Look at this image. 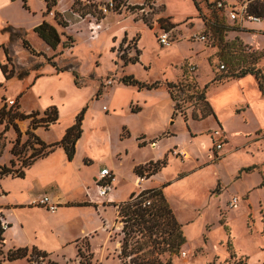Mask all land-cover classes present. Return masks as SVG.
<instances>
[{"label": "rangeland", "instance_id": "374dc122", "mask_svg": "<svg viewBox=\"0 0 264 264\" xmlns=\"http://www.w3.org/2000/svg\"><path fill=\"white\" fill-rule=\"evenodd\" d=\"M51 1L25 0L24 5L23 0H14L5 8L4 19L27 31L24 38L29 47H25L18 37L4 46L8 51L5 59L7 72L11 69L14 72L9 78L13 81L9 80L3 86L5 92L0 97V103L2 107L7 105V100L14 99L19 106L18 97L15 96L23 85V80L17 79L19 72L27 70L35 76L46 72L43 68L46 64L54 63L58 68L72 64L79 74V87L74 85L70 73L59 77L47 74L35 89L22 93L21 107L24 110H40L52 104L57 106L60 119L54 122L55 127L51 129L54 123L47 128L39 126L51 129L42 135L47 142H53L60 139L64 129L74 123L76 114L86 106L83 131L71 161L67 160L62 149L57 148L53 152V172L43 178L41 184L38 185L33 176L26 180L12 177L11 174L0 178L4 250L30 242L31 230L20 227L27 218L31 229L42 226L46 221L59 242H68L63 248L48 251L49 256L61 264L78 263L77 246L91 252L92 261L96 264H119L117 254L122 223L117 218V204L128 199L131 192L138 193L146 186L162 187L167 183L163 193L185 236L180 251L172 254L173 264H209L213 260L217 264L223 263L229 258L230 249L237 257L245 259L247 264H264V179L260 182L263 190H258L261 200L251 208L246 194L238 193L255 182L257 174L240 177L236 179L237 185H234L229 175L232 169L230 164L208 162L199 169L194 167L191 160L193 156L189 150L198 154L199 160H204L206 155L190 145L183 123L188 124L192 134L189 124L193 125L194 130H204L210 135L212 145L209 153L213 155L209 160L213 161L221 158L215 146L223 139V135L220 138L216 135V131L221 132L218 124L208 129L213 125L212 119L191 118L194 101L180 93L178 100L182 107L177 114L171 115L169 122L177 121L171 128H166L168 133L146 139L141 135L136 137L139 131L146 129V119L152 120L157 130L165 129L170 109L171 112L173 110L166 81L188 82L195 80L197 73L199 86H204L215 75L239 73L242 68L253 64L264 72V55L255 60L260 53H264V33L260 30L263 24L246 22L248 30L236 28L220 14L204 11L196 0H112L113 7L107 12L102 7L110 0H56V4L47 10ZM41 16L60 33L61 42L54 49L32 30ZM63 21L67 23L66 26L61 24ZM95 23L100 24L101 28L93 31ZM164 32L169 36V45H162L157 40ZM204 32L208 38L206 41L199 40L197 35ZM141 53L139 63L123 68L121 55H138L139 60ZM220 64L224 67L220 68ZM128 71L139 80H160L161 86L154 90L135 89L132 94L120 91L111 101V88L123 84L119 79ZM229 79L231 77H223L220 81ZM99 88L100 95L96 99L95 93ZM130 96L141 101L150 98V104L154 106L145 109L142 115H136L129 111L140 108V105L133 100L126 105ZM111 105L123 107L122 113L114 115ZM103 106H106V110ZM21 107L19 111L24 112ZM183 113L187 115L186 121ZM238 117L229 118L232 128L238 126ZM15 122L21 132L17 145L21 152L17 155L11 153L17 137L12 126L0 135V145L4 142L0 167L6 165L12 170L20 167L21 160L29 156L32 148L39 147L35 138L26 133L31 118L15 119ZM248 124L250 129L256 126L254 121ZM4 126L5 123L0 125V132ZM261 132L264 133V127ZM159 137L165 138L152 149L150 144H155ZM169 147L166 154L168 164L153 176H148L147 170L154 165L148 160L158 159ZM184 152L188 154L187 159L183 156ZM11 159H14L13 165ZM103 163L116 167V170H112L117 182L112 183L107 195L99 196L94 178L98 176ZM140 163L143 164L138 165L141 168L137 173L134 167ZM141 171L143 175H139ZM244 171L263 175L259 165L245 167L240 174ZM146 179L149 180L144 182ZM29 189L36 195L28 204L31 206H41L35 202L40 192L46 191L51 196L67 194L64 202L60 201L57 213L40 209L24 215L22 209L11 207L27 199ZM110 193L114 194L116 200L101 204V200L107 199ZM232 196L242 198L237 209L227 206V200ZM62 205L69 207L63 209ZM7 221L12 225L6 229ZM1 264H26V260H4Z\"/></svg>", "mask_w": 264, "mask_h": 264}, {"label": "trees", "instance_id": "16d2710c", "mask_svg": "<svg viewBox=\"0 0 264 264\" xmlns=\"http://www.w3.org/2000/svg\"><path fill=\"white\" fill-rule=\"evenodd\" d=\"M25 5V0H23ZM56 4V0H52L50 4L47 5V10L51 9V6ZM216 12V11H211ZM221 16L225 17L224 14L216 12ZM85 14V13H84ZM83 15V13H82ZM101 16L100 18H102ZM227 19V18H226ZM229 20V19H228ZM230 21V20H229ZM216 23V22H214ZM232 24V22L230 21ZM63 26H66L65 21L61 22ZM235 26L234 24H232ZM238 28L237 26H235ZM9 35V41L13 42L16 37L23 40V45L29 47L28 41L24 38V34L27 33L21 27H14L11 25L5 26L3 28ZM14 30V31H13ZM35 34L49 47L55 48L60 42V33L57 31L56 27L50 24L46 20H42L40 23L35 25L32 29ZM17 31V33H16ZM68 46L69 44H64ZM5 49L6 57H8L7 48ZM264 53H260L258 57L263 56ZM138 55L134 57H125L121 55L123 59V65L128 63H136L138 60ZM56 71H64L71 69L74 75V83L79 86V74L72 64L65 65L61 68L56 67V64H52ZM1 69L5 74V78L9 79L13 75V70L11 69L7 72L6 65H1ZM252 74L257 80L258 87L264 96V72L261 67L253 64L252 66L242 68L239 73H226L222 75L213 76L211 81H220L223 77L237 78L245 74ZM28 71L23 70L17 74L18 79H23L27 76ZM119 81L127 86H135L138 89H156L161 86L160 80H155L152 82H147L139 80L133 74L124 73ZM167 91L170 94V98L173 101V112L172 115L177 114L182 104L179 103L178 97L180 93H184V98L192 99L194 101V109L191 112V118L195 120H200L206 118L207 116L214 115L213 108L205 95V88L207 85L199 86L196 80H189L188 82L183 81H172L168 80L165 82ZM100 88L96 92V96L100 94ZM178 91V92H177ZM183 99V98H182ZM86 106L76 114L74 123L66 127L64 133L60 140L45 143L42 141L33 130L39 126H44L47 128L50 124L54 123L58 119V109L55 105H50L46 107L41 113L38 110L31 112L19 111V106L7 107L4 104L0 107V125L5 123L3 131H7L10 126L14 128L17 133L16 141L11 148V153L17 155L21 152L17 145L20 141L21 132L15 122V119H27L31 118V122L26 133L31 137H34L39 147L32 148V152L28 157L21 160V165L16 170H12L6 165L0 167V178L11 174L12 177H23L24 169L29 167L36 159L45 157L52 153L57 147H61L66 154L68 160L73 158L75 153V145L77 140L82 134V121L86 111ZM133 111H135L133 109ZM184 119L187 120V115L183 113ZM142 145V144H140ZM4 147V142L0 145V155L2 148ZM11 164H14V159L10 160ZM153 167L148 171L147 175L155 174L161 167L165 166L167 163L166 157L161 160H157ZM141 167L135 166L134 171L138 173V169ZM143 175V171L139 173ZM167 183L163 184L162 187H150L144 188L140 192H132L128 199L117 204V218L122 223L121 231L122 234L120 240V249L117 254L119 259V264H173L172 254L178 253L181 246L185 242V236L183 234L182 225L175 216L172 208L170 207L164 193L163 187ZM10 226V224H7ZM4 231L5 227L0 220V264L4 261H12L16 259L24 258L26 264H61L60 262L52 259L49 256V252L38 248L35 245L32 246H12L6 251L4 250ZM230 248V246H229ZM76 256L78 257L77 264H96L92 261V253L88 252L87 249H82L77 246ZM209 264H217L215 260ZM218 264H246V260L237 257L235 252L230 249L229 258L223 263Z\"/></svg>", "mask_w": 264, "mask_h": 264}, {"label": "crops", "instance_id": "0c3cea01", "mask_svg": "<svg viewBox=\"0 0 264 264\" xmlns=\"http://www.w3.org/2000/svg\"><path fill=\"white\" fill-rule=\"evenodd\" d=\"M11 1H14V0H0V97L3 95V92H5V89L3 86L7 83V81L12 80V79H6L5 74L3 73L2 69H1V65L5 64V59H6L4 46H6L7 42L9 41V35L6 31L3 30V28L6 25L7 26L11 25L14 27L23 28L20 25L10 24L9 21H6L4 19V10L11 3ZM42 20H44L43 16H41L38 19V21L33 25V27L35 25H37L38 23H40ZM103 23L104 22L102 21L101 24H103ZM33 27H32V29H33ZM141 57H142V53L139 57V61H137L136 63L140 62ZM133 64H135V63H128V64L124 65L123 68L125 69L128 66L133 65ZM43 68H44V70H46V72L38 73L35 76L28 72L27 76H25L23 79H19V80H23L22 88L15 95L18 97L19 107H21L22 93L28 89L29 90L35 89L40 84V82L44 78L47 77L46 76L47 74H49V76L59 77V76H63L65 74L70 73L72 76V79H73V83H74V75H73L71 69L64 70V71H56V69L52 65H49V64H46L45 67H43ZM125 73L132 74L129 71L125 72ZM198 77L199 76L196 73L195 74V80L197 83H198V80H197ZM211 82H213V81H210L209 83H206L204 85H207L205 88V95H206L207 100L209 101V103L211 104V106L213 108L214 115L207 116L206 118L213 120V125L211 127H209L208 129H211V128L213 129L215 127V124L216 125L218 124L221 128L220 129L221 132L216 134V135H218L217 136L218 138L222 137V135H223V139L221 140L222 141L221 147L217 148L218 149L217 151L221 155V158L218 161L209 160L210 157H212V155H213L212 152H211V154L209 153L210 152L209 147L212 145V143H211L212 139H211L210 135L208 136L206 133H204L203 132L204 130H194L193 125L189 124L191 127V131L193 132V134H192L190 132V128H189L188 124L187 123L184 124L181 121L184 125L186 132L188 133L190 145L196 146L197 149L199 150V152L206 155V158L204 160H199L200 157L197 156L198 154L194 153L192 150H189L193 156V158L191 160L194 161V167L199 168V169L208 162H221L223 164H230L232 169H231V172L229 175L231 178V183H233L234 185H237L236 179H238L240 177L245 178L246 176L257 174V180L255 182L251 183L250 185L245 186V188L242 191H240V193H238V194H246V196H247L246 201H248L250 203L251 208H254V205L258 204V202L261 200V198L258 194L259 193L258 190L259 189L263 190L262 186H260V182H261V179L262 180L264 179V133L261 132V128L264 127V96L262 95V93L258 87V83H257L256 78L254 77V75H252L250 73L245 74L241 77L231 78V79L226 80V81H214L215 83H212V84H211ZM74 85L76 87H79L75 83H74ZM135 89H137L138 91L139 90H145V89L135 88V86H127V85L125 86L123 84L116 85V86L112 87L111 91H110L112 93L111 101L114 98V95L116 93H118L120 91H127L130 94H132L135 91ZM146 90H148V89H146ZM152 90H154V89H152ZM167 94L170 98V94L168 91H167ZM98 96L95 95L96 99L99 98ZM132 100L137 102L140 105V108L134 109L135 111H133V109H131V111H129V112L135 113L136 115H142L144 113L145 109L147 110V109L151 108L152 106H154L153 104H150L152 101L150 98H147V99L143 98V100L141 101V100L137 99L136 97L133 99L131 96L127 100L126 105H128ZM170 100H171V98H170ZM172 103H173V101L171 100V107L173 108ZM0 107H1V103H0ZM105 107L106 106H103V109L106 110ZM21 109H23V108L21 107ZM44 109L42 108L40 110L43 111ZM111 109L113 110L112 113L115 115L118 113H122L123 107H121V106L114 107L113 105H111ZM34 110L40 111L39 109H32V110H24L23 109V111L25 113L31 112ZM126 110H127V106H126ZM172 112H173V110H172ZM172 112L170 109V114L167 117L164 130H157V128H155V124L153 122H151L152 120L148 121V119H146L147 120L145 122L146 129L139 131L136 134V137L141 135V136H144V139H146L149 136L153 137V136L162 135L164 133H168L166 131V128H171L172 124L175 121H177V120H175L172 123L169 122V119L172 115ZM231 117H236V118L238 117L239 118V124L236 128L231 127V121L229 120V118H231ZM59 119H60V115H59V110H58V119L56 122H58ZM184 121H186V120L184 119ZM249 121L250 122L254 121L256 126L253 127L252 129H250L248 127ZM55 125H56V123L52 124L51 129L54 128ZM25 129H27V124L25 126ZM51 129L46 130V129L37 127L36 129L33 130V132L45 143H51V142H47L42 135L43 132L49 131ZM63 133H64V131H63ZM129 135H130V133L127 134L126 136H129ZM163 138H165V137L157 138L155 144H150V147L152 149H155L158 146L159 141ZM58 140H60V139H58ZM58 140H56V141H58ZM53 142H55V141H53ZM140 144L145 146V144H143V143H140ZM174 146L175 145H173L171 147H174ZM171 147L164 150L162 152V155L158 159H155V160L150 159V160H148V162H152V161L156 162L157 160H161L162 158L166 157L167 151ZM57 148L62 149L61 147H57ZM76 149H77V142L75 145V152H76ZM53 152L48 154L45 157H41V158L36 159L29 167L24 169V175H23V177H20V178L23 180H26L28 177L33 176V177H35V181L37 182V184L38 185L41 184L43 178H46L47 176H49L53 172L52 171L53 166L51 163V157H52ZM74 155H75V153H74ZM74 155H73V157H74ZM183 156L185 159L188 158V154L186 152L183 153ZM85 158H84V162H85V164H87L88 162L85 161ZM166 159H167V157H166ZM71 160H68V161H71ZM109 164H111V163H109ZM141 164H143V163L136 164V166L141 165ZM167 164L168 163H166V165ZM258 165L261 167V172L263 174L262 176L260 175L259 172H255V171H252V172L244 171L243 173L240 174V172L243 171V168L249 167V166H258ZM165 166H163V167H165ZM103 167L109 168L110 170H112V168H114L116 170V167L113 164L108 165L107 163L106 164L103 163L102 166L100 167V169ZM163 167H161L157 172L161 171V169ZM98 173H99V171H98ZM153 175H151V176H153ZM95 179L96 178H94V180ZM149 179H146L144 182L148 181ZM53 182H55V180H53ZM116 182H117V177H115V181L113 182V184H116ZM164 182H166V181H164ZM218 183H221V182H218ZM217 186H218V184H217ZM143 187H145V185ZM150 187H158V186L150 185V186H146L145 188H150ZM227 187H228V185L224 188L226 189ZM28 191H29L28 198L25 199L24 201H21L20 203H18L19 205H16V206L11 207V208L22 209V213L24 215H26V214L29 215V213L36 212L37 210H40V209H43L45 211L46 209L43 208L42 206L28 205L30 203L32 197L36 196V195H34L32 189H29ZM43 193L48 194L50 200L52 202H56L58 204L57 210L55 212H50L53 214L57 213L59 207L61 206L60 201L64 202L67 193L64 196H59V195L51 196L48 192L43 191L42 193L40 192L37 195L40 196ZM254 194H256L257 201H255L256 197H254ZM218 195L219 194H217V196ZM113 200H116V197H114L113 193H110L109 196L107 197V199L101 200V204H103L104 201H106V202L111 201L112 202ZM229 200H230V198H229ZM229 200H227V206H228ZM239 200L241 201L242 198L239 197L238 202H240ZM238 202H237V206L235 208H231V209H237L238 205H239ZM62 206H64L63 209H66L67 207H69V205H62ZM240 206H242V204ZM243 209H244V207H243ZM59 213H60V211H59ZM5 216H6V214H5ZM7 224H10V226L12 225L8 221H7ZM20 225H21L20 226L21 229L31 230L32 238H31L30 242H28L27 244L19 245V246L35 245L37 247H40V249H43L46 251H54V250H57L59 248H63L68 244V242H59L58 241L57 237L54 235L53 229H51V226H49V223H46V221L44 222V224L42 226L33 227L31 229V226L29 224V220H27V218H26L25 224L21 223ZM10 226H6V229L9 228Z\"/></svg>", "mask_w": 264, "mask_h": 264}, {"label": "built area", "instance_id": "2783aa9c", "mask_svg": "<svg viewBox=\"0 0 264 264\" xmlns=\"http://www.w3.org/2000/svg\"><path fill=\"white\" fill-rule=\"evenodd\" d=\"M203 10L206 12L216 11L224 14L227 19H229L232 24L237 26L240 29L248 30L245 27L246 22H258L262 23L261 31L264 33V0H196ZM113 7L112 0L109 3L102 7L104 12H107L108 9ZM197 38L202 41H206L207 33L197 35ZM162 45H169V36L166 32L160 34L157 38ZM220 68H223L224 65L220 64ZM191 70L194 69L193 66L190 67ZM7 106H16L14 99L7 100ZM219 131H216L218 134ZM222 141L216 143V148H220ZM114 172L109 168L103 167L99 170L98 176L95 179L96 184L98 185L97 193L99 196H105L108 194L111 185L114 181ZM36 203L43 206L49 212H55L58 208L56 202H52L48 194H41L36 200ZM238 197L232 196L228 201V206L230 208H235L237 206Z\"/></svg>", "mask_w": 264, "mask_h": 264}, {"label": "bare ground", "instance_id": "6f19581e", "mask_svg": "<svg viewBox=\"0 0 264 264\" xmlns=\"http://www.w3.org/2000/svg\"><path fill=\"white\" fill-rule=\"evenodd\" d=\"M92 28H93V31H94V30H96L97 28H101V26H100L99 24H96V23H95V24L92 26ZM114 181H115V178H114ZM114 181H113V182H114Z\"/></svg>", "mask_w": 264, "mask_h": 264}]
</instances>
